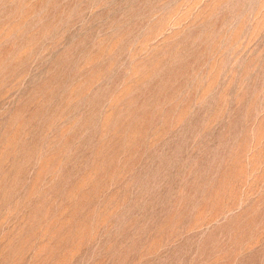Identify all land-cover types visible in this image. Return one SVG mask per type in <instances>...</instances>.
Returning a JSON list of instances; mask_svg holds the SVG:
<instances>
[{
    "label": "rangeland",
    "instance_id": "1",
    "mask_svg": "<svg viewBox=\"0 0 264 264\" xmlns=\"http://www.w3.org/2000/svg\"><path fill=\"white\" fill-rule=\"evenodd\" d=\"M0 264H264V0H0Z\"/></svg>",
    "mask_w": 264,
    "mask_h": 264
}]
</instances>
